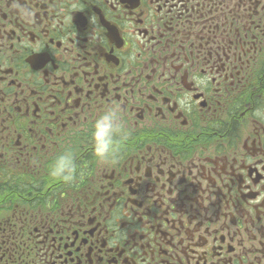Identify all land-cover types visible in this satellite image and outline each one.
<instances>
[{"label": "flooded vegetation", "instance_id": "1", "mask_svg": "<svg viewBox=\"0 0 264 264\" xmlns=\"http://www.w3.org/2000/svg\"><path fill=\"white\" fill-rule=\"evenodd\" d=\"M261 106L264 0H0V264H264Z\"/></svg>", "mask_w": 264, "mask_h": 264}, {"label": "clouds", "instance_id": "2", "mask_svg": "<svg viewBox=\"0 0 264 264\" xmlns=\"http://www.w3.org/2000/svg\"><path fill=\"white\" fill-rule=\"evenodd\" d=\"M25 15H29L28 10H25ZM200 82L202 86L207 84L205 79ZM253 116L264 121V106L258 107ZM129 135L124 118L116 106H107L95 117L89 130V138L92 156L98 168L103 169L119 163L122 146ZM77 174L75 152L70 148L56 155L47 168V175L52 181L64 184L74 182Z\"/></svg>", "mask_w": 264, "mask_h": 264}]
</instances>
